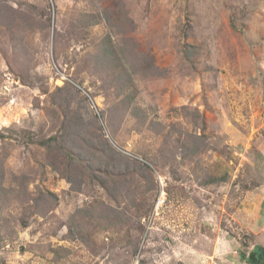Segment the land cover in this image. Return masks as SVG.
I'll use <instances>...</instances> for the list:
<instances>
[{
	"label": "rangeland",
	"instance_id": "374dc122",
	"mask_svg": "<svg viewBox=\"0 0 264 264\" xmlns=\"http://www.w3.org/2000/svg\"><path fill=\"white\" fill-rule=\"evenodd\" d=\"M0 6V264H262L264 0Z\"/></svg>",
	"mask_w": 264,
	"mask_h": 264
},
{
	"label": "trees",
	"instance_id": "16d2710c",
	"mask_svg": "<svg viewBox=\"0 0 264 264\" xmlns=\"http://www.w3.org/2000/svg\"><path fill=\"white\" fill-rule=\"evenodd\" d=\"M28 6H29V8H28L29 10H33V8H34L33 5H28ZM4 8H5L4 6H0V20H8L9 21V20H14L15 16L22 17L17 11H15V13L10 16V14L13 12V10H9L10 13H8V14L4 13V12L2 13ZM31 14L32 13L29 11L27 14L25 13V16L27 17V15L30 16ZM26 17H25V19H26ZM101 23H102V21L98 22V20H94L93 26L99 25ZM7 24H5V25L8 27L9 30L12 31L13 30L12 22L9 21V22H7ZM103 43L106 46L101 48V43L99 44V49L97 50V53H95V57H96L95 59L109 60L110 62H113L115 60L114 57L118 56L117 46L115 45V42L112 40V37L109 36L107 39L103 40ZM106 47H108V48H106ZM117 60H118V57H117ZM112 70L115 72L116 68H112ZM132 90L133 89L131 88L130 93L127 94V96L124 97L125 100H124V103H122V105L124 107H127L129 104H131ZM128 98H130V100ZM59 108H61V106H59ZM66 109H68V108H66ZM65 118H67V117H65ZM70 127L71 126H69L68 128H70ZM75 127H76L75 129H77L79 132H81V129H82V125L81 124H77V126H75ZM74 132L78 133V132H76L74 130V128L70 129L69 131L66 130V132L64 133L65 136L62 137V138H57L56 136H52V137L48 138L47 141H43V142L40 141V142H37V143H36V141L33 140V138H30V140H31L30 143H34L35 145L36 144L37 145H42L43 147H45L46 149H48L51 152H56V153H59V154L61 153L62 155L64 154L70 160H74V161L75 160H81V159H84L81 156V152L79 150H76V149L72 148V146H75L74 143L77 142V137H74V134H75ZM115 150L116 149L112 148V152H114L117 155H120L119 152H117ZM123 164L125 166V173H127V171H129V167L126 164V162L123 163ZM103 167L105 169H108V168L114 167V166H112L109 163H106V164L103 165ZM130 184L133 185L132 183H130ZM109 191L112 192V194H114L113 195L114 199H117L118 196L120 197L119 194L121 193V190H119V189H115V190L110 189ZM94 251L95 252H100L101 249H98V246H96V244H95ZM260 252H261V254L263 256L262 264H264V249H263V247H260V246L253 253H251V255L249 257H247V259L250 260V262L256 261L257 259H259Z\"/></svg>",
	"mask_w": 264,
	"mask_h": 264
},
{
	"label": "crops",
	"instance_id": "0c3cea01",
	"mask_svg": "<svg viewBox=\"0 0 264 264\" xmlns=\"http://www.w3.org/2000/svg\"><path fill=\"white\" fill-rule=\"evenodd\" d=\"M263 237V236H262ZM263 241H264V238H263Z\"/></svg>",
	"mask_w": 264,
	"mask_h": 264
}]
</instances>
